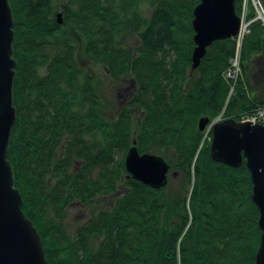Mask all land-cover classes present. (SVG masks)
I'll return each instance as SVG.
<instances>
[{
  "label": "trees",
  "instance_id": "1",
  "mask_svg": "<svg viewBox=\"0 0 264 264\" xmlns=\"http://www.w3.org/2000/svg\"><path fill=\"white\" fill-rule=\"evenodd\" d=\"M146 1L150 10L141 16L138 0H8L15 122L7 160L22 211L46 264H253L260 230L249 171L244 162L233 168L212 161L197 120L223 112L239 121L264 108V25L249 22L227 97L222 74L234 39L214 40L191 70L199 0ZM131 32L138 43L126 47ZM87 62L127 80L128 106L115 117ZM133 106L142 110L135 125ZM133 141L139 153L168 163L164 187L127 175L123 159ZM104 196L108 205L99 204ZM75 206L84 218L69 233L63 215Z\"/></svg>",
  "mask_w": 264,
  "mask_h": 264
},
{
  "label": "water",
  "instance_id": "2",
  "mask_svg": "<svg viewBox=\"0 0 264 264\" xmlns=\"http://www.w3.org/2000/svg\"><path fill=\"white\" fill-rule=\"evenodd\" d=\"M235 0H199L192 9L193 48L190 69H195L214 40L231 38L239 30L240 18ZM58 24L61 13L55 14ZM13 18L8 0H0V264H46L40 236L24 215L21 199L13 186L7 144L15 122L12 84L15 60L12 57ZM208 122L200 117L197 128ZM209 157L228 167L244 162L251 182V201L255 204L260 234L253 264H264V125L248 120H221L210 127ZM123 165L132 179L159 189L167 182L168 163L159 155L139 153L134 141L127 149Z\"/></svg>",
  "mask_w": 264,
  "mask_h": 264
},
{
  "label": "rangeland",
  "instance_id": "3",
  "mask_svg": "<svg viewBox=\"0 0 264 264\" xmlns=\"http://www.w3.org/2000/svg\"><path fill=\"white\" fill-rule=\"evenodd\" d=\"M247 2V7H246V11L248 13H246L245 16V20H249L250 18H252L255 14H254V10L252 8V4H251V0H246ZM139 2V7L138 8V12L141 16H147L150 10V7L147 3L146 0H138ZM241 2H243V0H239V10L241 9ZM260 2V1H259ZM261 3V2H260ZM262 6V4H261ZM263 8V6H262ZM264 10V8H263ZM250 11L253 12V16L249 17V13ZM264 12V11H263ZM62 17V16H61ZM235 41V38L232 37ZM138 43V38L134 33H127L124 35L123 38V45L126 47H133L134 45H136ZM81 52L78 51V58L80 59L79 62L84 63V58L82 57V55L80 54ZM240 66V65H239ZM86 67L87 69L89 68L93 74H95V76L97 77L96 80V86L97 89L99 91V93L101 94L102 98L104 99L106 105H107V112L109 114L110 117H115L116 113H117V109L121 108V107H125L128 106L126 101H127V93L129 91L130 88H128V82L126 79L124 78H120L119 80H115V79H110L108 77V75L103 71L102 67L99 66H93V65H88V62L86 63ZM229 67V66H228ZM227 67V68H228ZM241 70V68H240ZM225 73V72H224ZM223 75V78L228 81L229 84V89L227 92V97L231 96L234 92V87L232 84L236 83L238 76L234 79V81H232V79L229 78H225V74ZM259 110H263V114L258 113ZM141 109L140 107L137 106H133L130 108V114H131V118H132V123H134V125L136 123H138L139 121V117L141 115ZM223 112H219L218 115H216L215 118L213 119H209L208 117V122L206 123V125L204 126V128L202 130L198 131L202 133V138H201V143L200 145H204L208 142V146H209V142H210V127L211 125L216 122V121H221V120H225L227 117H224ZM256 115V116H262L264 115V108H258L257 110H253L251 112H248L246 114H242L240 116L239 120H242L244 118H248L250 117V115ZM204 117V116H203ZM206 117V116H205ZM264 118V117H263ZM198 121V120H197ZM166 155H171L170 152H165ZM114 158L118 159L120 158V154L115 153L114 154ZM213 161V160H212ZM167 177L169 179L170 177V171L167 172ZM167 179V180H168ZM173 182H175L173 180ZM173 185L177 184L176 183H172ZM111 197L110 196H104L101 198V201L99 204L101 205H108L110 202ZM83 210H80L77 206L75 207H71L68 208L66 210V212L63 215V224L66 228V231L71 233L75 230V228L77 226H79L82 221H83Z\"/></svg>",
  "mask_w": 264,
  "mask_h": 264
},
{
  "label": "built area",
  "instance_id": "4",
  "mask_svg": "<svg viewBox=\"0 0 264 264\" xmlns=\"http://www.w3.org/2000/svg\"><path fill=\"white\" fill-rule=\"evenodd\" d=\"M260 0H251V4H252V8L254 10V16L252 18H250L249 20H245V16L246 13H248L246 11V7H247V2L246 0H243V2H241V9L238 12L239 16H240V26H239V30L238 33L235 36V47H234V52L233 55L231 57V59L229 60V67L226 69L225 71V78H229L232 79V81H234V79L240 75V64H239V53H240V43L242 40V37L244 36L245 33H247L248 31V24L251 21L254 20H258L259 22H261L264 25V10L261 6V3L259 2ZM263 109V108H262ZM263 110H259L258 113H262ZM264 117V115H263ZM262 116H256L254 114L250 115V117L248 118H244L243 120H248L254 123H260L264 125V118Z\"/></svg>",
  "mask_w": 264,
  "mask_h": 264
},
{
  "label": "bare ground",
  "instance_id": "5",
  "mask_svg": "<svg viewBox=\"0 0 264 264\" xmlns=\"http://www.w3.org/2000/svg\"><path fill=\"white\" fill-rule=\"evenodd\" d=\"M263 20H264V18H263Z\"/></svg>",
  "mask_w": 264,
  "mask_h": 264
}]
</instances>
